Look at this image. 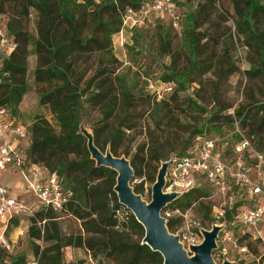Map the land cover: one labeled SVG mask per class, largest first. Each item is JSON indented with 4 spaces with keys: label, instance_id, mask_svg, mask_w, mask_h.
Wrapping results in <instances>:
<instances>
[{
    "label": "trees",
    "instance_id": "16d2710c",
    "mask_svg": "<svg viewBox=\"0 0 264 264\" xmlns=\"http://www.w3.org/2000/svg\"><path fill=\"white\" fill-rule=\"evenodd\" d=\"M153 1L0 0V17L7 18L4 28L16 44L11 54L5 56L0 53V109H5L13 119L21 121L16 113L29 91L27 60L33 54L37 58L33 78L39 104L49 107L56 123L54 125L45 117H37L33 126H28L30 143L25 151L27 163L38 165L56 174L63 192L68 197L59 211L45 206L34 209L31 216L33 226L30 228L29 236L31 239L44 242L46 248L42 254L49 256L50 252L59 253L62 248L79 247L90 253L96 264H164L162 255L143 243L144 227L131 211L120 204L115 192L117 173L110 168L97 166L96 161L92 159L88 150V139L81 132V114L85 106L89 110L102 111L103 119L92 127L94 145L105 153L106 147L110 144V152L115 157L131 156L130 149L121 151L125 144L122 135L135 128L125 124L112 126L111 120L117 113L123 114L122 118H126L130 112L136 113L137 100L144 102L141 105L144 110H152L151 114H155L158 122L174 111L168 108L171 104L176 110L185 109L184 104L188 101L186 108H193L197 113L206 112V107L211 104L217 106L211 113L210 133L203 134V128H194L192 144L174 156L181 157L191 152L199 137L223 135L234 131L236 124L244 133L247 128L252 135L264 132V121L251 117V107L247 109L241 107L235 114L228 113L233 105L223 103L220 94L212 95L204 101L206 107H202L194 99L187 101L179 99L175 85L178 83V90L185 91L191 73L199 67L196 37L219 44L221 35L199 36L196 31L203 25L211 23L219 11L230 13L229 5L238 20L240 33L250 41L256 39L254 43L259 49L261 64L254 68L253 74L256 77L264 74V40L263 35L257 33V28L264 22V0H175L180 13L184 16L180 31L173 27L166 15L153 17L152 21L145 20L133 27L132 37L126 44L125 51L134 50L138 43L136 36L138 30L154 29L159 24H167L177 35H182L188 22L191 24L189 34L191 70H181L180 52L184 51L182 43L174 49L172 46L169 48L167 40L165 46L172 61L166 67L168 73L162 76L163 80L160 82L171 85L173 91L161 99L150 89L149 79L144 77L145 86L139 90L138 84L128 81L125 75H119L118 60L111 50L108 51L110 47L115 48L114 39L124 26L127 11L139 12ZM31 10L37 13V35L33 36L25 30L14 31L10 18L27 19ZM94 62L97 64L96 68L91 65ZM139 118H142L141 115ZM236 137L238 136H235V141ZM247 138L254 146L249 135ZM145 147L139 145L130 162L134 170V180L143 177L137 159L140 151L146 153ZM156 150L157 146L152 145L147 153L150 158L148 160L142 158L148 171L151 170V163L154 161L152 154ZM258 152L264 154L261 150ZM226 156H232L229 150ZM163 157L164 155H160V159H155L161 161ZM134 191L139 194V186ZM213 193L214 189L204 183L201 187L179 197L168 207L171 206L174 211L188 209L193 203H197L202 211L205 205L201 199H205L209 201L210 207L207 211L205 209L202 211L204 220L210 219L213 227L216 221L211 217L215 206ZM244 206L246 203L237 199L231 207L224 209L225 219L220 222H226L228 226L226 231H230L229 225H237L238 213ZM122 211L123 217L120 215ZM60 212L67 213L81 222V234L78 237L69 235L63 238L58 223ZM16 220L15 217L12 219ZM171 220H168L167 227L173 234L176 222L175 219ZM119 229H124L127 233H120ZM6 255L7 253L0 249V264H24L23 255L5 263ZM39 255L40 252L37 250L36 256ZM42 264L74 263H64L62 257L57 254Z\"/></svg>",
    "mask_w": 264,
    "mask_h": 264
},
{
    "label": "rangeland",
    "instance_id": "374dc122",
    "mask_svg": "<svg viewBox=\"0 0 264 264\" xmlns=\"http://www.w3.org/2000/svg\"><path fill=\"white\" fill-rule=\"evenodd\" d=\"M228 8L230 9V13L225 14L219 11L211 23L197 29L196 33L199 36H202V34L221 35L222 38L219 44H216L212 40L196 37L198 39L199 67L191 73L185 91H179L178 83H175L176 92L179 99L184 101L194 99L202 107H206L204 101L211 98L212 95L220 94V99L223 103L233 105L228 113L235 114V111L241 107H245L246 109L251 107V117L264 121V74L258 77L253 74L254 68L259 67L261 64V55L258 47L255 45L256 43H254L256 39L250 41L240 33L238 20L234 17V12L230 8V5ZM36 19V11L31 10L29 18L19 19L11 17L10 21L14 31L25 30L31 35L36 36ZM6 21L7 18L0 17L2 24ZM190 27L191 24L188 22L185 32L182 35H177L167 24H159L154 29H143L136 32L138 43L135 45L134 50L128 49L125 51L118 45L114 49L110 47L108 51L111 50L118 60V74L125 75L128 81L138 84L139 90L145 86L143 83L144 77L150 80V85L154 89L159 88L160 81L163 80L162 76L168 73L166 67L172 61L165 46L167 40L169 41V48L172 46L175 49L177 45L182 43L184 51L180 52L182 56L181 70H191V54L189 55L191 52V41H189ZM129 31V29H126L124 36L127 35L129 37ZM257 33L259 35L262 34V39L264 40V22L257 28ZM91 65H94L95 68L97 67L95 62ZM36 67L37 58L32 54L27 60L29 91L24 96L16 115L24 126H33L39 116L45 117L52 124L56 125L49 107L39 104L33 78V72ZM137 101L136 113L130 112L126 118H122L123 114L118 115L117 113L115 118L111 120V123L112 126H122L125 124L135 128L132 131H126V134L122 135L125 144L121 151H125V149L131 150V156H124L129 162L132 161L133 155L137 152L139 145L146 146V153L140 151V156L137 159V164L141 173H143V177L135 180L133 178L130 186L133 190L139 186L140 193L138 195L145 202L150 203L152 201V189L162 165L166 160L168 161L174 155L181 153L184 148H189L194 138V128H203V134L210 133L211 113L217 109V106L211 104L209 107H206V112L197 113L193 111V108H186L188 101L184 104L185 109L177 108L176 110L173 104H171L168 108L174 111L165 115L163 120L158 122L155 114H151L152 110H144L141 106L144 102H141V100ZM139 115L142 118H139ZM103 117L100 109L89 110L85 106L81 114V132L84 135H93V125L98 123ZM57 131L59 132V129ZM242 132L246 137L249 135L256 150L259 149L264 152L263 131L259 132L258 135L250 134L248 128L245 129V133L244 131ZM236 138L238 141L239 136ZM27 141L30 143V138ZM28 142H25V145ZM152 145L157 146V150L152 154L154 161L151 163V170L148 171L146 165L142 162V158L147 160L150 158V155L147 153L149 152V147H152ZM107 151H110V144L106 147ZM160 155H164V157L161 161H157L155 158L160 159ZM232 158L230 156L229 161ZM8 171L0 173V183L8 186L11 189L10 193H14L17 190V179L13 177V174H17V172L10 170L8 173ZM106 186L109 187L108 183H106ZM21 191L18 197L12 193L11 195L19 200H24L33 210L41 206L35 198L24 192V182L22 183ZM201 200L205 205L202 211L204 209L207 211L210 207L209 201H205V199ZM199 206V204L193 203L190 208L180 210L183 214L189 212L190 217L202 223L205 229L211 230V221L210 219L204 220V213ZM167 212H170L172 215L168 220L172 221L171 219H175L176 225L173 228V234H176L183 225L184 219L179 214L174 215L171 206H167L162 211V216L165 217ZM213 212L212 210L211 217H213ZM120 215L123 217L124 211ZM58 216H60L58 223L61 227L63 238H67L69 235H74L75 238L81 234L80 221L64 212L58 213ZM15 218H17L16 221L11 220L7 225L0 219V233L4 234L9 243L8 247L0 244V249L7 253L5 263H9L14 257L23 255L25 257L24 264H42L48 262L49 257L59 254L64 263L96 264L90 253L84 248L79 247L62 248L59 253L57 251L50 252L49 256L48 254H42L44 248H46L44 242L42 240L31 239L29 236L30 228L33 226L31 217L22 214L15 216ZM229 227L230 232L236 238L242 237L239 239V244L241 247L246 248L247 252L242 253L239 249L233 248V246L229 247L227 255H223L220 250H214L212 254L214 263L223 264L229 260L235 261V264H264V241L257 237L256 231L250 230L249 233L252 235H245L243 237L241 236V227L238 224H231ZM119 231L120 233H127L124 229H119ZM37 250L40 252L39 256H36ZM188 254L191 257L195 256L193 252H188Z\"/></svg>",
    "mask_w": 264,
    "mask_h": 264
},
{
    "label": "built area",
    "instance_id": "2783aa9c",
    "mask_svg": "<svg viewBox=\"0 0 264 264\" xmlns=\"http://www.w3.org/2000/svg\"><path fill=\"white\" fill-rule=\"evenodd\" d=\"M159 15H166L173 27L177 31L181 30L184 16L175 0H154L139 12L127 11L124 26L114 39L115 47L118 45L125 50L132 37V28L145 20L152 21L153 17ZM4 25L5 23L0 22V53L7 56L15 50L16 44L9 37ZM126 29L130 30V38L124 36ZM150 89L159 99L173 91L171 85L161 83L159 88L154 89L151 85ZM237 135L239 141L234 140ZM29 137L28 126L13 119L5 109H0V173L7 170L20 173L27 195L35 198L41 206L59 211L68 197L63 192L56 174L26 162L25 151L29 146ZM25 142L28 144L25 145ZM228 150L233 157L231 161L226 156ZM168 162L170 166L165 176V193H175L181 197L204 183L214 189L213 218L216 221L213 226L221 227L216 240V250L227 255L229 247L233 246L242 253L247 252L246 248L240 246V238L226 231V222H220L225 219L224 209L231 207L237 199L246 203L238 213L237 224L241 227V236L254 230L257 237L264 241V154L255 150L238 124L234 131L223 135L199 137L191 152L181 157L173 156ZM173 213L184 219L183 225L174 235L179 238L187 253L192 252L191 247L202 244L203 233L207 229L190 217L189 212L183 214L181 210H174ZM22 214L31 217L34 210L24 200L13 197L8 186L0 183V219L7 225L15 216ZM171 216V213L167 212L164 218L168 221ZM0 244L9 246L3 234L0 235ZM230 262L235 264V261Z\"/></svg>",
    "mask_w": 264,
    "mask_h": 264
},
{
    "label": "water",
    "instance_id": "95a60500",
    "mask_svg": "<svg viewBox=\"0 0 264 264\" xmlns=\"http://www.w3.org/2000/svg\"><path fill=\"white\" fill-rule=\"evenodd\" d=\"M85 136L88 139V150L97 166L110 168L117 173L115 192L120 204L131 211L144 227L143 243L160 253L164 264H215L212 254L216 250V240L221 227L213 226L211 230L204 231L202 244L191 247L195 255L191 257L183 248L179 238L169 231L167 221L162 216V211L179 198L175 193L164 192L165 176L170 162L167 161L162 165L152 189V201L147 203L130 186L134 178V170L129 160L125 157H115L110 151L103 153L94 145L93 135ZM223 264L234 263L225 261Z\"/></svg>",
    "mask_w": 264,
    "mask_h": 264
},
{
    "label": "crops",
    "instance_id": "0c3cea01",
    "mask_svg": "<svg viewBox=\"0 0 264 264\" xmlns=\"http://www.w3.org/2000/svg\"><path fill=\"white\" fill-rule=\"evenodd\" d=\"M10 172V170L8 171V173ZM13 177L14 178H16L17 179V190L14 192V193H12L13 195H15V196H17L18 197V195L22 192L21 191V188H22V183H23V178H22V176H21V174L20 173H17V174H13ZM20 188V190H18ZM10 189V188H9ZM11 190V189H10ZM33 198V197H32ZM7 227V226H6ZM0 235H2L1 233H0ZM4 235V234H3Z\"/></svg>",
    "mask_w": 264,
    "mask_h": 264
}]
</instances>
